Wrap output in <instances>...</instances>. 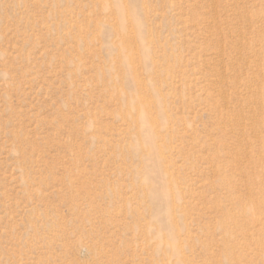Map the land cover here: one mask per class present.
I'll return each instance as SVG.
<instances>
[{
	"label": "rangeland",
	"instance_id": "374dc122",
	"mask_svg": "<svg viewBox=\"0 0 264 264\" xmlns=\"http://www.w3.org/2000/svg\"><path fill=\"white\" fill-rule=\"evenodd\" d=\"M0 264H264V0H0Z\"/></svg>",
	"mask_w": 264,
	"mask_h": 264
}]
</instances>
